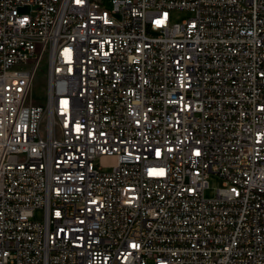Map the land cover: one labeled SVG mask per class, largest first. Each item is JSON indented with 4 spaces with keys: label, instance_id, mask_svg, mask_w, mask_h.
Here are the masks:
<instances>
[{
    "label": "built area",
    "instance_id": "built-area-1",
    "mask_svg": "<svg viewBox=\"0 0 264 264\" xmlns=\"http://www.w3.org/2000/svg\"><path fill=\"white\" fill-rule=\"evenodd\" d=\"M0 264H264V0H0Z\"/></svg>",
    "mask_w": 264,
    "mask_h": 264
},
{
    "label": "rangeland",
    "instance_id": "rangeland-1",
    "mask_svg": "<svg viewBox=\"0 0 264 264\" xmlns=\"http://www.w3.org/2000/svg\"><path fill=\"white\" fill-rule=\"evenodd\" d=\"M107 8L110 7L109 3H105ZM25 9H20V11H24ZM189 17L188 13L179 12V11H172L171 12V22L179 23L183 19ZM46 88H47V79H46V69L44 66L40 67L38 71L35 72L33 76V80L30 86V94L31 99L40 104H44L46 100ZM221 179L215 175H210L208 179V188L204 191V195L206 197H213L215 194V190L221 187ZM35 219L41 220L42 219V212L37 211L35 213Z\"/></svg>",
    "mask_w": 264,
    "mask_h": 264
},
{
    "label": "snow or ice",
    "instance_id": "snow-or-ice-1",
    "mask_svg": "<svg viewBox=\"0 0 264 264\" xmlns=\"http://www.w3.org/2000/svg\"><path fill=\"white\" fill-rule=\"evenodd\" d=\"M162 174V173H161ZM133 247H136V245H133Z\"/></svg>",
    "mask_w": 264,
    "mask_h": 264
}]
</instances>
